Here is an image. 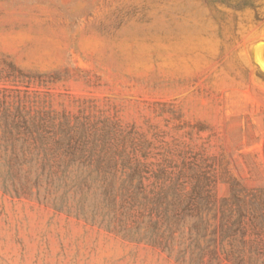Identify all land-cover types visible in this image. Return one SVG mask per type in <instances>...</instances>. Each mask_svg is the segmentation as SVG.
<instances>
[{"label":"rangeland","instance_id":"rangeland-1","mask_svg":"<svg viewBox=\"0 0 264 264\" xmlns=\"http://www.w3.org/2000/svg\"><path fill=\"white\" fill-rule=\"evenodd\" d=\"M0 264H264V0H0Z\"/></svg>","mask_w":264,"mask_h":264}]
</instances>
